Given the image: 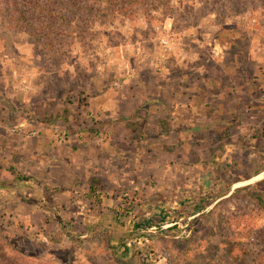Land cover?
I'll return each mask as SVG.
<instances>
[{
  "label": "rangeland",
  "instance_id": "obj_1",
  "mask_svg": "<svg viewBox=\"0 0 264 264\" xmlns=\"http://www.w3.org/2000/svg\"><path fill=\"white\" fill-rule=\"evenodd\" d=\"M168 4L53 44L0 10V264H264V0Z\"/></svg>",
  "mask_w": 264,
  "mask_h": 264
},
{
  "label": "trees",
  "instance_id": "obj_2",
  "mask_svg": "<svg viewBox=\"0 0 264 264\" xmlns=\"http://www.w3.org/2000/svg\"><path fill=\"white\" fill-rule=\"evenodd\" d=\"M168 3L169 0H0V10L10 11L13 16V19L10 20L12 27L16 26L25 30L35 37L39 43L45 44L44 42L48 40L49 44H53L54 41L61 42L60 37L62 41H65L71 35L73 36L72 30L91 28L90 26H93L102 15L133 18L138 13L143 12V14L151 17L152 14L159 13L161 9L168 7ZM63 30H67L68 33ZM54 120L51 119L50 122ZM231 189L232 185L230 184L225 192L226 194L221 198L228 195ZM249 191L248 187L235 190L236 193L244 192L248 196H254ZM90 193L96 196L95 187L91 188ZM47 196L51 201V195L47 193ZM27 202L35 203L36 201L28 200ZM213 204L214 202L203 203L199 207L200 212ZM262 204L264 206L263 202ZM46 208L52 214L57 215V212L51 209L52 207ZM118 219L116 215H108L103 219L108 220L107 226H102V230L97 233L105 237V243L108 246L113 240L122 241L127 235V237H130V231L137 228L135 223L132 225L130 222H121ZM93 220H96V217L87 219L88 229ZM57 221L62 230L60 232L61 240L65 235H69L71 242L76 246H80L85 242L79 236L71 234L69 225L62 218L57 217Z\"/></svg>",
  "mask_w": 264,
  "mask_h": 264
},
{
  "label": "crops",
  "instance_id": "obj_3",
  "mask_svg": "<svg viewBox=\"0 0 264 264\" xmlns=\"http://www.w3.org/2000/svg\"><path fill=\"white\" fill-rule=\"evenodd\" d=\"M164 91V89L162 88L161 89V91ZM196 93V92H195ZM106 94V93H105ZM104 94V95H105ZM195 95H197V94H195ZM183 97H184V95H182V93H181V91L178 89V90H176V93H175V96H174V99L176 100L175 102H178L179 101V104L180 105H182V106H184L183 104H186L187 102H182V99H183ZM101 99L102 97H101V95H99V97H97V99ZM195 98H193L192 97V99H191V101H193ZM97 102L99 103V101L97 100ZM158 106L159 105H162V104H164V101L163 100H161V97H159L158 99H157V103H156ZM179 105V106H180ZM186 105H188V104H186ZM182 106L179 108V109H181L182 108ZM193 106V104H191V107ZM199 207H201V206H199V205H197V206H195V208H199ZM207 209V208H206ZM203 210H205V209H203ZM203 210H201V211H203Z\"/></svg>",
  "mask_w": 264,
  "mask_h": 264
},
{
  "label": "built area",
  "instance_id": "obj_4",
  "mask_svg": "<svg viewBox=\"0 0 264 264\" xmlns=\"http://www.w3.org/2000/svg\"><path fill=\"white\" fill-rule=\"evenodd\" d=\"M162 44L164 45V48L167 50V47H166V46L168 45V42H167L166 40H163V41H162ZM166 50H165V51H166ZM162 57L164 58L165 55H162ZM175 224H176V223H175Z\"/></svg>",
  "mask_w": 264,
  "mask_h": 264
}]
</instances>
